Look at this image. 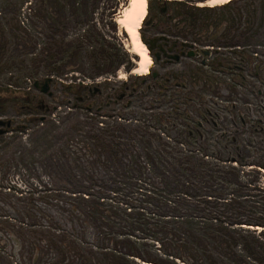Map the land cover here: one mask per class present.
Instances as JSON below:
<instances>
[{"label":"trees","instance_id":"1","mask_svg":"<svg viewBox=\"0 0 264 264\" xmlns=\"http://www.w3.org/2000/svg\"><path fill=\"white\" fill-rule=\"evenodd\" d=\"M199 1L206 0L189 2L194 5ZM101 3L102 0H0V76L9 75L4 86H0V101L22 100L27 95L28 92H13L10 82L19 85L21 80H32L34 86L35 82L45 81L47 77L37 78L44 71L68 76L83 70L79 57L88 44L87 56L94 75L109 74L123 64L126 55L96 31L93 24L83 38L66 33L68 27L92 22ZM221 7L211 11L210 7L194 5L190 18L217 20ZM86 86L79 83L64 89L73 93L77 101ZM160 121H137L139 125L133 129L117 122L97 134L91 130L88 142L75 139L68 144L70 153L87 172H96L97 164L108 157H113L118 165L132 160L129 166L133 177L144 183H128L135 191L128 192V197L122 196L123 201L112 195L117 197L115 202L105 206L87 201L90 196L75 202L63 199L62 195L61 199L51 197L52 192L48 191L49 196L43 205L36 206L37 211L20 213L0 193V240L7 244L6 256L14 264H37L44 253L52 258V264H264V215H257L260 209L249 199L256 195L245 192L251 183H242L234 168L210 167L203 155H195L192 148L185 154L170 147L157 134L167 129ZM147 130L154 133L144 132ZM52 132L50 126V138ZM124 134L130 143L120 150ZM134 140L144 144L143 155L134 153ZM199 145L197 151L203 148ZM213 153L214 159L220 161L222 153L216 149ZM56 156L49 154L46 158L52 161ZM64 156L62 151L63 160ZM225 156L227 161L229 157L235 158ZM11 188L18 189L9 185L6 191ZM0 190H4L1 184ZM257 190L264 192V188ZM47 218L50 223L44 221ZM108 228L117 233L111 237L114 233L107 234ZM22 230L31 237L27 234L29 239H25ZM79 234L85 235V243L106 249L100 253L102 259L84 254L76 241ZM100 236L104 242L95 244L102 239ZM3 261L0 256V264Z\"/></svg>","mask_w":264,"mask_h":264},{"label":"flooded vegetation","instance_id":"2","mask_svg":"<svg viewBox=\"0 0 264 264\" xmlns=\"http://www.w3.org/2000/svg\"><path fill=\"white\" fill-rule=\"evenodd\" d=\"M192 6L183 0H152L140 39L147 49L149 68L152 64L154 70L148 69L143 78L117 87L109 84L111 75L117 76L116 71L95 74L77 102L91 100L89 110L96 107L97 114L126 98L151 92L158 106L171 108L160 116L162 121L166 116L165 128L181 126L191 148L199 144L212 146L239 161L249 157L251 163L264 169L260 163L264 161V0H232L221 5L218 19L213 21L192 20ZM51 82L45 93L42 81L28 89L22 100H12L17 117L24 116L19 114L22 111L28 116L16 126L18 130L27 128L26 121H48L55 108L34 92L52 100ZM10 102L0 101V122L4 123L0 125V138L13 131V121L4 116ZM129 105L127 101L123 107ZM37 109L42 111L41 117L35 114ZM49 129L50 125L34 139L33 149L39 145L43 148L41 160L54 155L49 148L56 135L50 138Z\"/></svg>","mask_w":264,"mask_h":264},{"label":"rangeland","instance_id":"3","mask_svg":"<svg viewBox=\"0 0 264 264\" xmlns=\"http://www.w3.org/2000/svg\"><path fill=\"white\" fill-rule=\"evenodd\" d=\"M190 0H183V2ZM205 2V1H199ZM199 2H195L196 7L208 8L207 6H200ZM128 0H102L101 4H98L97 10L94 13L93 21L86 23H81L72 27H68L66 33L68 35L79 36L83 38L90 30L91 24L96 29V31L102 33L104 38L110 43L114 44L122 53L126 55L125 62L117 66L113 71L117 72V76L111 75L110 86H120L123 83H131L134 79L140 78L135 74H130L131 71L136 70L138 67L137 62L139 58L132 53V46L127 34L120 28L116 23V20L121 16L122 12L128 7ZM149 0L146 6V16L139 28V36L141 38V29L143 27L144 21L147 17L149 11ZM211 11H216L218 7H210ZM89 44L86 45L85 49L82 50L79 57V63L83 70H76L68 74V76H57L51 73H45L42 76H38V80L43 78H51L52 82L50 84L51 90L54 94L53 99H48L45 95L39 94V92H34L43 99L45 104L50 107H54L55 110L49 113V118L47 122L43 124L40 121H34L33 123L26 121V129L20 131L16 128L18 124H21L25 119H28L25 112L19 113L20 116L17 117L16 109L12 101L5 106L4 116L7 119L13 121L12 134L11 131L3 136L2 142H0V184L4 190H0L3 197L8 199L15 207V210L20 213H25L29 210L37 211L36 206L43 205V200H46V196H49L51 191L53 196L62 195L65 199L74 200L78 202L82 197L90 196L87 201H98L109 206L115 202V198L119 197L123 201L122 196H130L128 192L135 191L133 187L127 185L128 183H144L138 181L134 178V172L129 166L131 159H126L124 164H117V161L112 160L108 157V160H103L97 164L99 167L96 172H87L84 170V166L68 149L69 142H73L75 139H80L82 141L88 142L87 135L92 130L95 134L102 132L110 126H114L117 122L127 125V128H137L139 125L137 121L149 123L150 121L159 122L162 113L168 111L170 106H158L155 103V94L151 92H145L142 96H134L132 99L126 98L123 102H120L111 107H104L99 113L96 114L95 110H89V105L91 100L87 99L82 104H78L73 93L68 92L64 89L66 85H76L83 83L89 85L91 79L94 77L93 72L90 70V59L87 56V51H89ZM129 68V69H127ZM72 70V69H71ZM130 70V71H129ZM154 68L151 64L149 72L153 71ZM113 71L111 73H113ZM148 75V74H147ZM9 75L0 76V86H4L7 82ZM109 78V76L107 77ZM143 78V76H142ZM22 84L15 85L10 82L8 85L11 90L16 93H26L30 88H32L33 81L31 80H21ZM144 88H142L143 90ZM129 101L130 105L126 108L123 107ZM21 101H19L20 103ZM21 104H23L21 102ZM42 111L37 109L35 114L41 117ZM18 114V113H17ZM120 117V119L118 118ZM161 123L167 124L164 118ZM48 125L53 126L54 130L52 135L55 138L52 141V146L49 148L51 152L56 154L55 158L59 160L52 159V161L41 160L43 148L39 145L36 149H33L36 144L35 137ZM159 127V126H158ZM18 130V131H17ZM146 133H154L151 130L144 131ZM163 132V133H162ZM183 128L178 126L177 129H166L160 130L157 134H160L162 140L169 144L170 147H175L182 153L187 154V150L191 148V143L183 138ZM59 133V136L57 135ZM150 133V134H151ZM164 133H167L164 135ZM145 134V133H143ZM52 136V137H53ZM145 140V137L143 138ZM123 145H119L118 148L122 150L128 147L130 141L124 134L122 140L120 141ZM134 148L136 152L143 155L146 151L143 143H138L137 140L133 141ZM195 155H203L206 164L210 167L217 165L223 169L234 168L238 171L241 182L244 184L251 183V187L246 189L245 192L250 195L249 199L253 204L260 209L257 215H264V192L257 190L264 188V169L258 167L257 164H253L251 158L246 157L238 162H228L225 154L222 153V158L220 161L215 160V154L213 153L214 148L212 146H206L202 149H197L192 146ZM59 150V154L58 153ZM192 150V149H191ZM29 151L35 152V158L29 156ZM65 153L64 160L60 157L61 152ZM108 153V152H107ZM59 156V157H58ZM83 160V159H81ZM248 162V163H245ZM50 162H52L50 164ZM264 164V161L260 162ZM253 164V165H249ZM152 184V182H147ZM9 185H13L17 190H11L8 192L6 189ZM129 189V190H128ZM79 192V193H78ZM112 195H117V197H111ZM114 198V199H113ZM127 199V198H126ZM112 200V201H111ZM125 203V202H124ZM125 208V204H123ZM128 208H125L126 212ZM1 215H3L0 212ZM125 219H128L125 216ZM26 220V219H25ZM50 223V220H46ZM43 220L40 222L43 224ZM17 227H20L18 223H15ZM46 225V224H44ZM117 229H121L118 225H114ZM23 230L28 229L26 226L20 227ZM42 230L44 228H41ZM116 231H120L117 230ZM22 230V231H23ZM38 230V229H37ZM124 231H126L123 228ZM21 231V232H22ZM54 234L57 230H51ZM24 238L29 239L27 234L31 237L29 233H24ZM111 233H114L113 235ZM117 232L110 231L107 229V234H111L113 237ZM103 233L102 235L104 236ZM106 234V236H107ZM100 236L102 239H98L95 242L100 244L104 237ZM85 235L79 234L76 241L82 249H84V254L86 256H94L102 259L103 253L106 249H97L91 244L84 242ZM136 239V238H132ZM138 240V239H136ZM81 241V242H80ZM28 243V241H24ZM93 242V243H94ZM104 242V241H103ZM105 246V244H103ZM7 244L0 240V256L4 258L2 264H14L9 257L6 256ZM92 249V252L90 250ZM31 254V252H30ZM53 260L47 254L42 255V259L37 264H52ZM89 263V261H88ZM91 263V262H90ZM136 263V262H135ZM138 263V262H137ZM140 263V262H139ZM138 263V264H139ZM68 264V263H67ZM79 264V263H77Z\"/></svg>","mask_w":264,"mask_h":264},{"label":"bare ground","instance_id":"4","mask_svg":"<svg viewBox=\"0 0 264 264\" xmlns=\"http://www.w3.org/2000/svg\"><path fill=\"white\" fill-rule=\"evenodd\" d=\"M128 7L122 12L121 16L116 20V23L129 37L132 53L136 55L140 62L138 68L132 73L137 76H142L149 69L150 59L147 49L142 43L139 36V28L146 16V6L148 0H128ZM232 0H206L199 3L200 6L218 7L228 4Z\"/></svg>","mask_w":264,"mask_h":264},{"label":"water","instance_id":"5","mask_svg":"<svg viewBox=\"0 0 264 264\" xmlns=\"http://www.w3.org/2000/svg\"><path fill=\"white\" fill-rule=\"evenodd\" d=\"M147 3H148V2H147ZM144 22H145V21H144ZM148 51H151L150 48H148ZM50 81H51V78H46V79H45L44 84H43L44 86L42 87V92H43V93H45V92L48 90L47 83L50 82ZM38 84H39L38 82H35V83H34V87H37ZM2 124H4V123L0 122V125H2ZM228 161H229L230 163L235 162V158H233V157H229Z\"/></svg>","mask_w":264,"mask_h":264}]
</instances>
